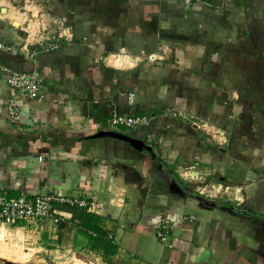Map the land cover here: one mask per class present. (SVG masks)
<instances>
[{"label":"crops","instance_id":"crops-1","mask_svg":"<svg viewBox=\"0 0 264 264\" xmlns=\"http://www.w3.org/2000/svg\"><path fill=\"white\" fill-rule=\"evenodd\" d=\"M0 39V191L91 204L7 225L35 253L264 264V0H0ZM10 71L39 73L42 98L11 88ZM113 115L149 121L127 129ZM85 209L113 255L81 226Z\"/></svg>","mask_w":264,"mask_h":264},{"label":"built area","instance_id":"built-area-1","mask_svg":"<svg viewBox=\"0 0 264 264\" xmlns=\"http://www.w3.org/2000/svg\"><path fill=\"white\" fill-rule=\"evenodd\" d=\"M184 7H190L199 0H179ZM52 47H57L55 44ZM0 48H6L0 39ZM153 59H163L159 53L152 54ZM4 69L0 64V70ZM42 78L36 71H10L7 77L8 85L27 95L30 99L40 100ZM8 112L15 120H19L21 112L19 104L15 98H10L7 103ZM114 126H122L127 129L144 126L148 124L149 119L145 115H113L109 119ZM190 177H193L191 174ZM65 204L69 207L76 206L79 208H87L91 206L89 201L76 198L74 196H63L59 193L39 194L28 197L25 194L8 195L0 191V225L15 226L19 222H35L45 221L49 219L54 224H58L64 220L62 216L55 213L56 204ZM169 226L162 223L157 230L159 241L167 246H171L168 241Z\"/></svg>","mask_w":264,"mask_h":264},{"label":"rangeland","instance_id":"rangeland-1","mask_svg":"<svg viewBox=\"0 0 264 264\" xmlns=\"http://www.w3.org/2000/svg\"><path fill=\"white\" fill-rule=\"evenodd\" d=\"M129 132L128 130H126ZM130 133V132H129ZM0 264H76L81 262L84 264H126V260H107L97 259L95 256L82 255L78 258L61 257L59 254L50 255L43 252L35 253L33 244H29L30 240H24L21 230H11L7 225H0Z\"/></svg>","mask_w":264,"mask_h":264},{"label":"trees","instance_id":"trees-1","mask_svg":"<svg viewBox=\"0 0 264 264\" xmlns=\"http://www.w3.org/2000/svg\"><path fill=\"white\" fill-rule=\"evenodd\" d=\"M99 217L93 213L88 212L86 209L82 211L81 226L95 232L94 237H91L95 246L100 248L103 256L107 258L113 255L116 250L114 243L106 238V232L99 226Z\"/></svg>","mask_w":264,"mask_h":264},{"label":"water","instance_id":"water-1","mask_svg":"<svg viewBox=\"0 0 264 264\" xmlns=\"http://www.w3.org/2000/svg\"><path fill=\"white\" fill-rule=\"evenodd\" d=\"M92 137H94V138L113 137V138H116V139L130 143L135 149L139 150L141 148H145L146 150H150L149 149L150 147L147 146L142 139H138V138L123 134L122 132H118V131L100 130V131L96 132L95 134H93ZM9 264H16V263L9 262Z\"/></svg>","mask_w":264,"mask_h":264}]
</instances>
